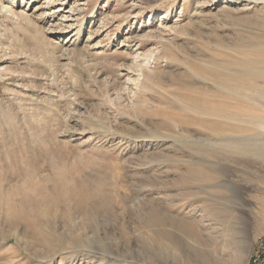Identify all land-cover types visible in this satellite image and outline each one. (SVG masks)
<instances>
[{
    "label": "rangeland",
    "instance_id": "374dc122",
    "mask_svg": "<svg viewBox=\"0 0 264 264\" xmlns=\"http://www.w3.org/2000/svg\"><path fill=\"white\" fill-rule=\"evenodd\" d=\"M68 2L0 13V264H264V3Z\"/></svg>",
    "mask_w": 264,
    "mask_h": 264
},
{
    "label": "bare ground",
    "instance_id": "6f19581e",
    "mask_svg": "<svg viewBox=\"0 0 264 264\" xmlns=\"http://www.w3.org/2000/svg\"><path fill=\"white\" fill-rule=\"evenodd\" d=\"M35 2V1H37V2H39V1H41V0H0V13H1V15H2V13L4 12V11H7L8 9H13V8H20L21 7V9H23L27 14L26 15H28L31 11H33V10H36V9H32V8H27V6H26V4L28 3V2ZM255 1V0H254ZM256 1H260V2H262V3H264V0H256ZM238 2V1H237ZM52 3V2H51ZM69 3H70V0H69V2L68 3H65V4H63V6L65 7V8H67L68 7V5H69ZM233 3L235 4V1H233ZM58 5V4H57ZM56 5V6H57ZM62 5V4H61ZM226 7V6H225ZM51 8L53 9L54 8V6H50L47 10V12L46 13H44V14H42V15H39V19H41V18H43V16H46V18H45V20L46 21H48V20H54L55 18H57L61 13H64L65 12V10H62V9H60L59 11H57V12H53V11H51ZM76 8V7H75ZM228 8V7H227ZM59 9V8H58ZM79 10V12H81V10L80 9H78ZM9 11V10H8ZM76 11V10H75ZM20 12H21V10H20ZM34 12V11H33ZM36 12V11H35ZM78 12V11H77ZM78 12V13H79ZM60 13V14H59ZM72 14H73V12H71ZM70 13V14H71ZM74 14H75V12H74ZM29 16L30 17H33V15H32V13H31V15L29 14ZM72 16H74V15H72ZM134 17V16H133ZM25 18H27L26 16H25ZM71 18V17H70ZM29 19V18H28ZM72 19V18H71ZM69 21H72V20H69V16H67L65 19H64V21L63 22H65V23H67V22H69ZM61 25H63V24H61ZM76 24H71V25H67V24H65L64 25V27H63V29H61L60 31H58V34H59V36H60V38H63L64 40L66 39V40H69V42L68 43H70L71 41H72V39L74 38L75 39V41H74V43L72 44V46H74V48H76L77 47V41L79 42V40H80V37H81V34H80V32H79V30H78V32L76 33V34H74L73 35V32L77 29V27L75 26ZM111 27V26H110ZM166 29H168L167 27H166ZM56 30V29H55ZM125 40V39H124ZM125 45V44H124ZM122 47H124V46H122ZM247 64V62H244L242 65H246ZM241 65V66H242ZM256 65V64H255ZM264 66V65H263ZM230 69V68H229ZM264 75V74H263ZM142 76V75H141ZM253 119V118H252ZM255 119V118H254ZM254 121V120H253ZM264 124V123H263ZM227 140H230V139H227ZM249 140H251V139H249ZM231 142V141H230ZM240 143H245V144H247V146H249V148H247L246 149V152H244L246 155L247 154H249L250 155V153H252V150L250 149V145H252L253 144V141H248V140H243V141H239ZM234 145V146H233ZM233 145H231L232 147H233V149H234V151L233 152H239L240 150H242V149H240V148H238L237 150H236V146L238 145H236L235 146V144H233ZM239 146H241V144L239 145ZM254 147L255 146H257V145H253ZM251 148H253V147H251ZM263 149H264V147H262ZM257 149V148H256ZM255 151V150H254ZM253 151V152H254ZM258 151V150H257ZM257 151H255V152H257ZM259 152V151H258ZM262 152V151H261ZM264 153V152H263ZM256 154V153H255ZM260 155V154H259ZM260 157V156H259ZM125 264H127L126 262H125ZM205 264V263H204Z\"/></svg>",
    "mask_w": 264,
    "mask_h": 264
}]
</instances>
